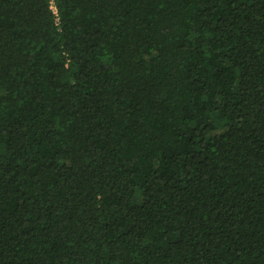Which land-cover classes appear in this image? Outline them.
Returning <instances> with one entry per match:
<instances>
[{"label":"trees","instance_id":"obj_1","mask_svg":"<svg viewBox=\"0 0 264 264\" xmlns=\"http://www.w3.org/2000/svg\"><path fill=\"white\" fill-rule=\"evenodd\" d=\"M0 0V264H264V0Z\"/></svg>","mask_w":264,"mask_h":264},{"label":"built area","instance_id":"obj_2","mask_svg":"<svg viewBox=\"0 0 264 264\" xmlns=\"http://www.w3.org/2000/svg\"><path fill=\"white\" fill-rule=\"evenodd\" d=\"M50 8L55 14H57V8L52 0L50 1Z\"/></svg>","mask_w":264,"mask_h":264}]
</instances>
